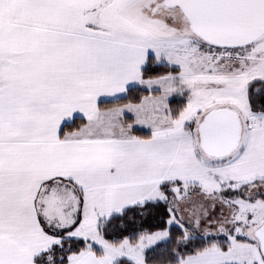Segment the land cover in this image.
I'll return each instance as SVG.
<instances>
[{"label":"snow or ice","instance_id":"1","mask_svg":"<svg viewBox=\"0 0 264 264\" xmlns=\"http://www.w3.org/2000/svg\"><path fill=\"white\" fill-rule=\"evenodd\" d=\"M0 264H264V0H0Z\"/></svg>","mask_w":264,"mask_h":264}]
</instances>
